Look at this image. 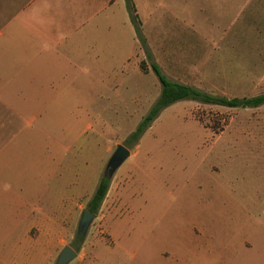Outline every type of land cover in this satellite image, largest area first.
<instances>
[{"label": "rangeland", "instance_id": "374dc122", "mask_svg": "<svg viewBox=\"0 0 264 264\" xmlns=\"http://www.w3.org/2000/svg\"><path fill=\"white\" fill-rule=\"evenodd\" d=\"M11 7L0 0V28ZM62 10L58 0H46L39 15L57 19ZM210 36L203 48L194 40L192 70L168 66V78L229 98L264 93V24L252 25V35ZM126 74L121 68L98 72L94 96L82 98L74 119L32 121L44 133L33 137L26 158L32 164L16 172L33 181L34 210L52 203L63 183L60 231L44 233L58 242L49 248V264L65 246L77 253L68 264H264V105L230 109L178 101L127 146L161 86L154 74L137 76L132 62L129 82ZM118 145L130 156L78 240L82 211ZM5 231L0 228V237ZM40 234L30 232L34 264L44 261L35 246Z\"/></svg>", "mask_w": 264, "mask_h": 264}, {"label": "crops", "instance_id": "0c3cea01", "mask_svg": "<svg viewBox=\"0 0 264 264\" xmlns=\"http://www.w3.org/2000/svg\"><path fill=\"white\" fill-rule=\"evenodd\" d=\"M45 1L9 0L14 10L0 28V228L6 230L0 264H34V229L41 233L35 245L41 264H49V248L58 242L44 233L59 232L65 216L63 183L52 203L34 210L33 181L16 172L32 164L26 158L34 151L33 137L44 133L33 127L34 118L40 126L49 118L74 119L82 98L94 96L98 72L125 69L129 82L132 62L137 76L154 74V64L168 78V66L192 70L194 40L203 48L210 35H252V25L264 24V0H132L147 59L124 0H58L64 15L57 19L39 15ZM4 30L10 35H1Z\"/></svg>", "mask_w": 264, "mask_h": 264}, {"label": "trees", "instance_id": "16d2710c", "mask_svg": "<svg viewBox=\"0 0 264 264\" xmlns=\"http://www.w3.org/2000/svg\"><path fill=\"white\" fill-rule=\"evenodd\" d=\"M126 9L129 15L130 22L134 28L136 38L140 44V47L144 51L147 59H150V53L146 44V41L141 33V22L136 13V9L132 0H124ZM154 75L157 77L161 91L158 99L152 105L149 112L137 125L135 131L131 133L125 144L135 145L140 140L143 133L151 126L152 122L160 115V113L171 106L172 104L182 101L190 100L205 105L221 106L230 109H254L264 105V93L251 96V97H226L214 95L190 85L181 84L175 81L169 80L162 74L160 68L157 65H151ZM140 69L146 73V64L141 62ZM110 187V179L103 177L100 179L97 188L87 204V209L96 214L104 201ZM82 238L78 236V240Z\"/></svg>", "mask_w": 264, "mask_h": 264}, {"label": "water", "instance_id": "95a60500", "mask_svg": "<svg viewBox=\"0 0 264 264\" xmlns=\"http://www.w3.org/2000/svg\"><path fill=\"white\" fill-rule=\"evenodd\" d=\"M129 156L130 150L124 145H118L105 167L104 177L111 179L118 168L126 161ZM95 218L96 214L90 212L88 209L83 210L77 227V235H79L81 238H84L91 222ZM76 257V251H74L69 246H65L60 252L55 264H68Z\"/></svg>", "mask_w": 264, "mask_h": 264}]
</instances>
